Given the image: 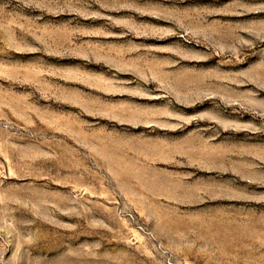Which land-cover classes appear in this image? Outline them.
<instances>
[{"label":"rangeland","instance_id":"374dc122","mask_svg":"<svg viewBox=\"0 0 264 264\" xmlns=\"http://www.w3.org/2000/svg\"><path fill=\"white\" fill-rule=\"evenodd\" d=\"M0 264H264V0H0Z\"/></svg>","mask_w":264,"mask_h":264}]
</instances>
